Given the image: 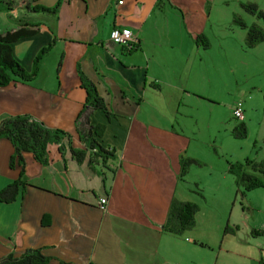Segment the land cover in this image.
<instances>
[{"label": "crops", "instance_id": "crops-1", "mask_svg": "<svg viewBox=\"0 0 264 264\" xmlns=\"http://www.w3.org/2000/svg\"><path fill=\"white\" fill-rule=\"evenodd\" d=\"M117 1L66 0L55 13H47L30 11L23 7V0H13L12 9L0 11L5 19L0 32L24 22L33 29L11 43L12 56L24 70H30L37 50L51 43L30 80L9 81L0 87V117L26 114L66 134L60 138V152L56 144L47 146L44 164L22 153L23 184L17 186L12 200L0 201V256L39 248L48 256L47 264H177L171 263V254L181 234L161 229L170 200L195 202L199 217L208 203L217 208L215 192L221 189L216 215L224 217V206L232 207L235 197L226 162L241 161L250 154L264 161V40L244 48V29L233 24L215 33L207 24L206 6H213L211 0H188L193 5L188 14L171 0ZM54 2L33 0L31 4ZM245 14L249 22L261 24ZM114 26L135 33L134 47L125 50L109 39ZM199 34L206 37L207 47L194 40ZM234 52L241 53L237 55L243 65L252 58L257 68L254 83L238 85L229 66L231 89L235 82L234 91L241 92L247 134L251 123L255 124L252 138L258 144L253 153L249 147L234 154L227 136L198 137L202 113L208 122L217 111L214 60L231 63ZM76 66L103 98L108 116L93 109L82 113L76 124L84 100ZM233 100L227 105L228 113L214 118L212 134L220 124L230 131ZM187 118L191 125H185ZM95 123L104 125L97 142L111 146L113 157L91 166L85 160L77 163L68 146L83 148L78 125ZM210 142L216 144L215 152L208 147ZM11 153L9 141L0 137V188L18 174L16 164L8 165ZM181 155L202 159L207 165L200 169L189 165L188 172L179 176ZM194 184L206 192L203 197L210 195L209 202L194 196L190 191ZM252 191L244 196L262 197ZM100 196L106 198L104 209L97 206ZM262 228L257 230L264 236ZM182 239L189 241L186 236Z\"/></svg>", "mask_w": 264, "mask_h": 264}, {"label": "trees", "instance_id": "trees-1", "mask_svg": "<svg viewBox=\"0 0 264 264\" xmlns=\"http://www.w3.org/2000/svg\"><path fill=\"white\" fill-rule=\"evenodd\" d=\"M31 1L33 0H23V7L30 11L55 13L61 2L66 0H55L50 6H44L38 3L31 4ZM12 3L13 0H0V11L12 9ZM238 6L243 12L253 16L255 20H259L261 23L251 22L247 25L237 13H231L230 22L244 29L242 39L243 47L250 48L264 40V28L262 26L264 25V10L258 8L252 1H239ZM27 25L28 23L24 22L18 24L14 29H7L0 32V87L9 81L30 80L35 75L42 56L51 46V43H48L40 47L31 60L30 70H24L12 56L11 43L19 37L33 32V29L26 28ZM194 40L200 43L202 47H207L208 45L203 35H196ZM76 72L80 87L84 90L83 104L75 117L76 124L82 113L86 115L93 109L100 110L108 116L109 111L103 98L97 93L94 84L82 74L77 66ZM261 100L262 107L264 108V90L262 91ZM103 128L104 125L101 123L87 124L85 127L82 124L81 126L78 125V137L83 143V148L68 146L70 156L75 162L80 163L85 160L86 164L91 166L97 161L104 162L113 157L114 149L111 146H101L96 140V138L101 136ZM229 133L236 138L244 137L246 135L245 123L242 121L233 123ZM65 135V132L61 130H51L44 127L39 121L26 114L0 117V137L7 139L12 147L8 165L12 166L16 164L18 166L16 179L0 188V201L12 200L15 196L17 186L23 184L21 180L24 168L22 153L27 152L35 161L44 164L46 162L45 155L47 146L49 144H56L57 150L60 152L62 150L60 138ZM190 164L199 165L200 161L181 155L179 158L178 175L182 176L185 174ZM226 171L233 175L235 195L239 199H242L245 193L252 189L257 188L264 192L263 160L245 156L241 161H227ZM64 181L66 182V179ZM197 208V205L193 202L171 199L166 210L165 219L161 224V229L174 235H179L183 231L190 229L193 226V217ZM44 221L43 216L41 223H44ZM235 230V225L228 227L226 222L222 228V234L232 233ZM262 233L261 230H250V234L252 235ZM48 259V256L42 254L39 248H28L17 256H13L10 253L0 256V264H47Z\"/></svg>", "mask_w": 264, "mask_h": 264}, {"label": "rangeland", "instance_id": "rangeland-1", "mask_svg": "<svg viewBox=\"0 0 264 264\" xmlns=\"http://www.w3.org/2000/svg\"><path fill=\"white\" fill-rule=\"evenodd\" d=\"M171 1L175 5H177V7L181 11L185 12L186 14H188L193 10V5L188 0H171ZM211 1L213 2V6L211 7H209V5L206 6L207 11H210V19L207 24L211 25V28L214 30L215 33H220V31L225 30L227 26L232 24L229 20L231 13L241 14V16L240 15L239 16L247 21V22L244 21L247 25L251 23L248 21L249 18L248 15H246L245 13L242 14L241 10L237 7V0H217V3L216 0H211ZM220 1L223 2L220 3ZM240 1H252L255 4L260 5L258 6V8L259 7L264 8V0H240ZM1 14L2 13H0V28L3 26V23L5 21V19H3ZM251 18L255 19L253 16H251ZM204 38L206 39L205 36ZM233 54H235V58L232 60L233 62L231 63H227L223 58L214 60L213 65L216 67L217 83L219 85V89L215 94V97L217 98L218 101V106H216L217 111H214L213 115L209 118L208 122L206 120L205 113H202L203 121H201L198 118L199 119L198 137L202 138L206 136L216 135V139L219 140L221 139V137L227 136V140L233 142L232 149L234 154H237L242 150L248 149L249 147L251 148V151L253 153V151L256 150L258 144L252 138L253 131H255L254 122L251 123L248 134L246 129V135L242 138H236L230 135V133L227 132L228 129L224 130L222 124L218 126L217 132L214 131V134L211 133L210 126L214 124V118L218 117L219 114H224L226 112L228 113L227 105L231 101V99H233V97L234 100L242 99L241 92L240 91L235 92L234 88L243 83L245 84L254 83L258 78V74L256 71L257 68L253 64L252 58L251 60L248 59L246 64L243 65L240 62L241 58H238L237 55V54L241 55V53L234 52ZM40 63L38 64V67L40 66ZM204 64H206V61H204ZM230 65H232L234 68V75H235V79H237V84H238L236 85L234 82L233 89H231L232 80L230 77V67H229ZM230 118H231L230 121L232 123L239 122L231 115ZM184 120L186 126H188L189 124L191 125L192 120H190V118ZM208 147H210L213 152H215L217 149L216 144L213 143H211V145H208ZM250 155L247 156L252 157ZM199 161H200L199 165H195V164H190V165H195L199 169L206 167L207 164H205L204 160L201 159ZM202 171H205V169H203ZM187 172H188V168H187ZM190 191L194 194V196L197 199L206 196V192L202 191L199 186H195V184L194 186L192 185ZM252 192H258L256 193V195L261 194L262 197L258 195V197L250 199L249 197L244 196L242 199H239V197L235 195L234 201L232 203V207L229 205H225L224 217L217 218L216 214L220 212V208H221L222 192L221 189L216 191L215 197L217 198L218 201L217 208L212 209L211 204L208 203L207 206L200 211L199 217H197L196 212L194 213L193 226L190 229H187L181 233V237H180L181 239L176 243L177 244L175 247L176 250L173 251L171 254V261H172L171 263L258 264V262H260V264H264V236L262 234H257V235L250 234L251 229L255 230L264 227V210L263 208H261V204L264 203V192H262L260 189H255V191ZM249 196H252V193ZM209 197L210 195H207V197H203L206 203L209 202ZM197 207H198L197 210H199L198 205ZM215 210L217 211L215 212ZM195 217L197 221L195 220ZM198 219L201 221L198 222ZM226 222L228 227H231L233 225L236 226V230L234 233L222 234V228ZM184 236H186V238L189 239V241L187 242L183 241L182 238Z\"/></svg>", "mask_w": 264, "mask_h": 264}, {"label": "built area", "instance_id": "built-area-1", "mask_svg": "<svg viewBox=\"0 0 264 264\" xmlns=\"http://www.w3.org/2000/svg\"><path fill=\"white\" fill-rule=\"evenodd\" d=\"M120 3V0L117 1ZM109 39L120 45L125 50H129L135 44L136 36L135 33L128 27H117L114 26L109 30L108 33ZM231 116L238 121H242L243 119V110H242V101L240 99H235L230 110ZM106 204V198L104 196H100L97 198V206L100 209H104Z\"/></svg>", "mask_w": 264, "mask_h": 264}]
</instances>
